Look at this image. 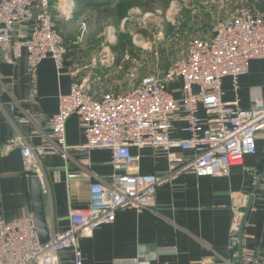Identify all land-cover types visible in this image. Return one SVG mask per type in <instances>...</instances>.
Returning a JSON list of instances; mask_svg holds the SVG:
<instances>
[{
	"label": "crops",
	"instance_id": "0c3cea01",
	"mask_svg": "<svg viewBox=\"0 0 264 264\" xmlns=\"http://www.w3.org/2000/svg\"><path fill=\"white\" fill-rule=\"evenodd\" d=\"M121 2L124 0H52L51 11L55 15L56 27L68 49L62 70H58L53 60L47 59L32 73L25 55L10 63L7 49L0 46V100L6 107L5 111L0 110V219L12 222L33 215L29 178L36 175L43 183L53 236L68 228L72 208L89 205L91 181L95 178L108 180L114 174L111 151H71L65 158L54 148L47 133L49 120L59 111L61 96L70 93L74 81L81 76L91 77L92 82L109 79L110 73L107 67L103 68V60L99 58L103 47L116 57L115 61L111 59L113 67L123 68V57L119 64L116 63L120 57L114 49H118L122 36L127 34L121 28L132 10L123 15L108 12ZM177 2L172 0L167 10L161 8L162 12L166 13ZM151 8L148 12L157 11L153 6ZM178 12L181 13L182 9L175 11L174 15ZM109 18L114 19L107 24L114 34V42L104 40L103 44V39L96 36L94 30L96 25ZM195 20L194 25L201 22V19ZM86 24L91 26L92 36L85 42L79 41ZM23 33L29 32L24 30ZM195 34H205L202 38L208 39L211 29H201ZM239 86V91L235 92L232 79H224L223 100H239L245 110L251 108L254 94L264 102L263 60L251 62L250 70L240 78ZM172 91L175 98H181L182 83H174ZM108 92L111 91L95 95L100 97ZM13 103L20 106L18 112L10 111ZM20 108L30 117V123L17 122ZM180 116L174 122L172 138L176 140L189 136L182 132L186 124ZM200 116L205 118L203 108ZM83 133L81 120L72 116L66 127L67 146L75 148L83 144ZM26 144L34 148L37 155L36 165L30 172L24 168L21 157V149ZM256 151L246 157L243 168H234L228 177L198 178L191 172L174 174L159 189L155 212L120 211L113 224L101 226L92 236L82 238L80 249L84 263L116 264L121 260L123 262L119 263L128 264L132 258L143 254L152 259L153 264H204V261L206 264H245L244 255L247 253L264 257V131L256 140ZM132 154L140 157L137 166L143 174L166 176L171 170L168 156L162 152L133 148ZM183 156L189 159L192 152H184ZM69 175L78 178L70 181ZM243 194H249L250 199L244 209L240 253L234 249L233 226L234 211L241 204ZM59 257L61 264H73L72 253H63Z\"/></svg>",
	"mask_w": 264,
	"mask_h": 264
},
{
	"label": "built area",
	"instance_id": "2783aa9c",
	"mask_svg": "<svg viewBox=\"0 0 264 264\" xmlns=\"http://www.w3.org/2000/svg\"><path fill=\"white\" fill-rule=\"evenodd\" d=\"M51 3L0 0V46L7 49L10 63L25 55L32 73L47 59L53 60L58 70L64 69L68 49L57 30ZM210 29V38L190 39L182 57L170 68L145 76L130 91L97 97L92 94L90 77L74 81L70 93L61 96L58 113L48 122L47 136L65 158L71 151H111L114 174L108 180L91 181L89 205L72 208L68 228L54 234L46 245L39 241L33 215L12 222L0 219V264H61L63 253L73 254V264H85L80 240L113 224L120 211L155 212L157 193L174 174L228 177L234 168L245 166L246 157L256 154V140L264 131V102L258 94L252 96L247 110L239 100L225 102L223 81L232 79L238 92L239 80L249 72L251 62L264 61V14L241 9L230 17L214 19ZM178 81L183 93L179 99L172 91ZM19 107L13 103L10 111L18 112ZM5 108L0 100V110ZM202 108L205 118L200 116ZM19 113L18 123L31 122L22 108ZM72 116L81 120L85 139L75 148L66 144L67 122ZM179 116L186 124L182 132L189 136L176 140L172 134ZM133 148L166 154L170 172L166 176L141 173L137 166L140 157L132 154ZM184 152H192V156L186 159ZM21 157L24 168L32 171L37 162L35 149L26 144ZM68 178L72 181L78 176ZM249 199V194H243L235 208L234 240L243 227ZM244 261L264 264V257L247 253ZM119 262L123 261L116 264ZM128 264L153 261L143 254Z\"/></svg>",
	"mask_w": 264,
	"mask_h": 264
},
{
	"label": "rangeland",
	"instance_id": "374dc122",
	"mask_svg": "<svg viewBox=\"0 0 264 264\" xmlns=\"http://www.w3.org/2000/svg\"><path fill=\"white\" fill-rule=\"evenodd\" d=\"M152 6L157 11L131 9L124 28H121L129 35L133 49L132 54L123 56V68L113 67L116 57L109 49L106 51L103 47L99 51V58L105 65L103 68L107 67L110 77L106 82L102 80L92 82L90 77L94 95L108 90L127 92L138 85L145 76L163 73L164 65H169L168 68H170L182 57L190 39L205 37V34H195L198 30H209L214 19L230 17L241 9H249L253 12L259 10L261 13L264 9V0H178L176 6L172 8L173 5H171L166 13L162 12L161 3L149 4V7ZM171 9H174L172 13H170ZM179 9H182V12L174 15L175 11H179ZM123 12L121 10V14ZM189 12H191V16H189ZM196 15L199 16L198 19H201V22L194 25ZM112 22L114 19L109 18L96 25L95 35L101 36L103 44L104 40L107 43L114 42V34L108 28ZM86 25V27H82L84 42L92 36L91 26ZM96 64H98L97 60Z\"/></svg>",
	"mask_w": 264,
	"mask_h": 264
},
{
	"label": "water",
	"instance_id": "95a60500",
	"mask_svg": "<svg viewBox=\"0 0 264 264\" xmlns=\"http://www.w3.org/2000/svg\"><path fill=\"white\" fill-rule=\"evenodd\" d=\"M29 188H30V199H31V209L33 214V220L35 228L39 237V241L42 245H46L51 241L52 232L47 218L45 197L43 191V183L40 177L33 175L29 178ZM249 207L246 210V214L249 211ZM243 227L239 234L235 236L236 241L234 242V249L241 253V243L243 236ZM36 264V263H34Z\"/></svg>",
	"mask_w": 264,
	"mask_h": 264
},
{
	"label": "trees",
	"instance_id": "16d2710c",
	"mask_svg": "<svg viewBox=\"0 0 264 264\" xmlns=\"http://www.w3.org/2000/svg\"><path fill=\"white\" fill-rule=\"evenodd\" d=\"M172 0H124V2L119 3L118 7L108 11L109 13H113L116 14V12H118V14L120 13L121 15V10L124 11L123 13L128 12L130 9L132 8H141L142 10H151L152 8L149 7V4L151 3H161V7L162 9L167 10L169 3ZM109 2H107L108 4ZM115 10V11H114ZM122 13V15H123ZM199 16L196 15L195 18H198ZM130 37L128 34L123 35L121 38V44L118 47V49H114V51L117 53V55L120 57V59L117 60L116 63L119 64V62L121 61V58L126 55V54H132L133 52L130 50L131 45H130ZM169 65H164L163 69L166 71L168 69Z\"/></svg>",
	"mask_w": 264,
	"mask_h": 264
}]
</instances>
